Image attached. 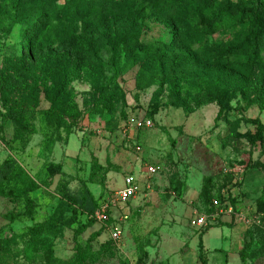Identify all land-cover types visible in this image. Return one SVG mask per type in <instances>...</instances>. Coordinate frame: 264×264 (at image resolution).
Segmentation results:
<instances>
[{
    "label": "rangeland",
    "instance_id": "obj_1",
    "mask_svg": "<svg viewBox=\"0 0 264 264\" xmlns=\"http://www.w3.org/2000/svg\"><path fill=\"white\" fill-rule=\"evenodd\" d=\"M109 1L91 7L83 20H72L79 33L114 28L120 14ZM142 19L148 27L144 42L167 39L170 29L161 21ZM21 31L18 25L0 31V70L6 58L23 52ZM229 34L220 30L209 43L230 40ZM31 46L44 85L49 77L40 72L42 56L62 51L43 38L32 40ZM101 55L107 62L110 52L102 50ZM241 59L244 70H235L241 74L239 90L221 119L216 103L197 106L183 95L182 106H177L167 86L138 90V67L130 65L116 85L109 84L107 68H100L110 97L99 106L94 74L83 69L74 75L69 90L81 115L74 122L67 120L70 129L42 120L50 106L44 93L35 109L26 93L17 94L28 110L25 128L20 127L6 117L0 93L1 264H200L199 244L205 233L208 264H264V108L251 95L257 88L264 92V36L258 55ZM217 68L210 65L208 70ZM131 115L154 116L155 125L127 128ZM261 128L262 141L253 143L245 136ZM18 129L22 134L17 135ZM149 166L157 173L149 176ZM132 173L142 187L150 182L154 194L120 203L110 210L107 222L82 229L87 220L74 217L65 190L80 197L88 188L102 202L114 198ZM23 176L37 185L30 193L35 212L10 220L8 214L25 210L19 190ZM216 199L223 211L214 206ZM228 206L231 212L224 209ZM193 211L207 214L208 226L191 227ZM40 223L51 228L32 244L30 229ZM115 225L123 229L118 243L110 237Z\"/></svg>",
    "mask_w": 264,
    "mask_h": 264
},
{
    "label": "trees",
    "instance_id": "obj_2",
    "mask_svg": "<svg viewBox=\"0 0 264 264\" xmlns=\"http://www.w3.org/2000/svg\"><path fill=\"white\" fill-rule=\"evenodd\" d=\"M103 3L104 0H67L64 4H60L59 0L3 2L0 6L3 11L0 31L21 26L23 44V52L6 58L4 68L0 70V93L7 118L25 128L24 115L28 110L16 97L17 94L26 93L32 103L31 108L35 109L40 105V96L44 93L50 106L42 112V120L55 127L70 129L67 120L74 122L81 115L69 90L74 75L83 69L94 74L93 86L99 95L96 100L99 106L110 97V85L99 77L100 68H107L111 73L109 84L116 85L127 65L138 67V90L167 86L177 106H182L184 95L197 106L216 103L219 106L218 119L228 115L231 102L239 90L241 74L235 70H244L245 62L241 58L254 59L262 45L264 2L110 0V5L120 14L114 28L106 32L79 33L72 20H83L91 7ZM145 16L158 19L170 29L166 40L158 44L142 40L148 30L142 19ZM220 30L230 33V40L209 43L210 37ZM41 38L57 43L62 51L42 56L39 69L43 76L49 77L44 85L40 82L42 80L36 70L31 46L32 40L38 42ZM102 50L110 52L107 62L103 61ZM210 65L218 68L210 71ZM251 95L264 108L262 89H255ZM148 116L154 119V116ZM16 133L19 135L22 131L18 129ZM245 136L253 143L262 141V128L256 134L248 133ZM57 169L60 170V167L57 166ZM36 187L35 182L22 177L19 190L25 200V210L23 214H8L10 220L18 219L21 215H34L36 204L30 193ZM64 199L72 206L75 218L83 216L87 220L82 229L97 222L90 216L101 202L88 188L80 197L65 190ZM210 201L207 198V202ZM50 228L45 223L32 227V244H36L39 236ZM199 249L200 264H208L203 243L199 244ZM241 259L245 261V255L242 254Z\"/></svg>",
    "mask_w": 264,
    "mask_h": 264
},
{
    "label": "built area",
    "instance_id": "obj_3",
    "mask_svg": "<svg viewBox=\"0 0 264 264\" xmlns=\"http://www.w3.org/2000/svg\"><path fill=\"white\" fill-rule=\"evenodd\" d=\"M127 128H135V129H144V128H151L155 125L153 118H149L147 116L141 115H131L127 119ZM147 173L149 176H152L157 173V169L153 166L148 167ZM153 186L150 182L147 183L146 188L151 189ZM144 189L142 185L138 182L136 176L132 174H128L125 176L124 186L123 188L117 190L115 193L114 198H109L107 200H103L100 206L96 209L94 214L90 217L94 218L97 222H107L109 220L108 213L110 210L117 206L118 204H127L133 198L137 197L138 195L142 194ZM214 206L219 208L223 211L222 204L219 200H214ZM227 212H231V208H224ZM221 211V212H222ZM127 217V216H125ZM208 215L205 213L196 214L193 218L190 219L189 224L191 227L195 228H205L208 226ZM110 237L114 242H120L123 237V229L120 225H115L110 228Z\"/></svg>",
    "mask_w": 264,
    "mask_h": 264
},
{
    "label": "crops",
    "instance_id": "obj_4",
    "mask_svg": "<svg viewBox=\"0 0 264 264\" xmlns=\"http://www.w3.org/2000/svg\"><path fill=\"white\" fill-rule=\"evenodd\" d=\"M143 189H144V192L142 193V194H140V195H138L137 197H135V198H133L132 200L133 201H135V199L136 198H138L139 196H143V197H148L149 195H151V194H154L153 193V187L151 188V189H147L146 187H143ZM131 200V201H132ZM125 205V204H124ZM127 205V204H126ZM117 208V206H114L112 209L114 210V209H116ZM201 213H203V212H201ZM196 214H200V213H196ZM196 214H194V211L191 213V217H190V219L191 218H193ZM210 229V228H209ZM209 229H207L206 231L208 232V230ZM205 231V232H206ZM206 234V233H205ZM205 234L204 235H202V238H201V240H202V243H203V246H204V250L207 252L208 251V248H207V246H205V241H204V237H205ZM230 235H231V233H230ZM123 238V237H122ZM227 237H226V235L222 232V235H221V239L222 240H224V239H226ZM216 250V249H215ZM218 250V249H217ZM207 257V256H206Z\"/></svg>",
    "mask_w": 264,
    "mask_h": 264
}]
</instances>
